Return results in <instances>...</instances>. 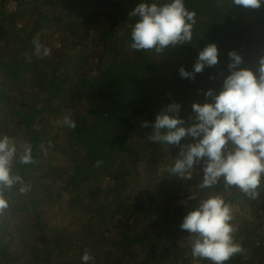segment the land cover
I'll use <instances>...</instances> for the list:
<instances>
[{"label": "trees", "instance_id": "1", "mask_svg": "<svg viewBox=\"0 0 264 264\" xmlns=\"http://www.w3.org/2000/svg\"><path fill=\"white\" fill-rule=\"evenodd\" d=\"M140 2L0 0V138L15 144L11 174L23 179L3 190L0 264H85V249L86 264H213L192 256L198 234L180 228L212 196L229 206L243 246L225 264H264V175L255 197L223 177L201 188L204 162L191 179L172 173L181 147L148 140L154 130L142 127L171 103L191 125L192 104L222 90L229 52L255 70L264 56V5L184 0L196 13L191 42L157 53L130 46L139 17L129 12ZM37 41L51 54L37 55ZM211 43L219 63L181 77ZM195 142L188 136L181 146ZM26 145L33 162L21 164Z\"/></svg>", "mask_w": 264, "mask_h": 264}, {"label": "clouds", "instance_id": "2", "mask_svg": "<svg viewBox=\"0 0 264 264\" xmlns=\"http://www.w3.org/2000/svg\"><path fill=\"white\" fill-rule=\"evenodd\" d=\"M232 3L258 9L264 5V0H232ZM129 16L139 17L131 32L130 46L136 51L154 49L162 53L169 46L192 40L196 13L186 8L184 0H171L162 6L143 0L129 12ZM35 48L37 55H41V50L43 56L51 54V50L42 47L38 41ZM228 57L229 75L223 79L222 90L215 94L209 89L205 95L211 98V102L192 104L195 115L191 117V125L186 126L179 115L182 105L171 103L161 110L154 123L150 125V122L143 121L142 127L151 126L154 130L148 140L181 147L179 158L170 168L172 173L187 174L186 178L191 179L190 170L203 161L201 188H209L223 177L226 186H237L255 197V190L264 175V56L259 59L255 70L241 67L243 57L235 50L229 52ZM218 63L219 49L211 43L199 52L194 71L181 67L180 76L194 79L195 74L206 66L214 67ZM63 124L71 129L76 127L68 115L64 116ZM188 136L196 142L181 146L182 139ZM15 153L16 146L11 139L8 136L0 138V211L8 207L4 188L23 183L22 177L11 174L10 162ZM32 162L31 147L26 145L20 163ZM25 191L27 189L22 187L21 192ZM231 220L230 208L219 196H212L189 211L180 228L198 234L191 248L192 256L210 260L213 264H225L243 252V246L233 238ZM90 259L89 250L85 249L82 261L86 264Z\"/></svg>", "mask_w": 264, "mask_h": 264}]
</instances>
